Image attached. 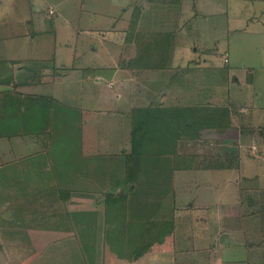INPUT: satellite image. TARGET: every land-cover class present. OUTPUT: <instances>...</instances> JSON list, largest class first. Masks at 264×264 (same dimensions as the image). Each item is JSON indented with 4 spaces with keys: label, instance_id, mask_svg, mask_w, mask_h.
Listing matches in <instances>:
<instances>
[{
    "label": "crops",
    "instance_id": "1",
    "mask_svg": "<svg viewBox=\"0 0 264 264\" xmlns=\"http://www.w3.org/2000/svg\"><path fill=\"white\" fill-rule=\"evenodd\" d=\"M135 8L139 18L135 30L131 32L134 39L127 40ZM241 12H245L243 21L246 24H264V0H0L1 118L8 116L9 119L12 103L18 101L19 106V127L14 131L10 125L0 126V167H5L7 178L15 173L18 178L31 181L32 174L40 170L41 163L36 164L29 159L42 150L48 141L47 133L50 137H56L59 131L64 130L63 134L73 136L71 129L75 128L80 130L81 143L86 149L83 153L109 154V157L118 155L126 162L125 173L110 181L109 187L103 190L113 191L115 186L124 187L119 195L123 191L130 200L141 199L147 189L152 188L151 184L163 175L174 186L180 172L192 168L193 161L199 155L186 158L191 164L185 168L176 167L172 156L164 155L167 159L150 164L151 171L145 175L138 156L131 153L132 110L136 106L200 103L190 98L192 93L189 90L195 88L193 84L197 86L211 82L210 77L205 75L210 70L207 68L213 67L210 57L216 54L223 56L224 63L233 62L235 57L233 50H219L221 39L215 41L217 33L212 34L208 29L212 28V24L224 22L228 29L238 30L239 27L232 20ZM157 39L162 45H155ZM90 45L92 47L89 49ZM82 55L88 58L79 63ZM226 57L228 61H225ZM258 58L247 52L240 60L242 68H252L250 72H253L254 67L261 65V54ZM72 79L85 84L92 81L89 94L76 105L72 103L73 97L69 96L71 91L63 86ZM103 81L110 88L115 86L114 81L121 87L126 82L130 83L134 91L130 108L118 111L111 108L112 111H107L104 106L106 96L90 93L94 88L100 90ZM119 91H114L115 97L121 100L120 87ZM211 102L222 104L219 101ZM70 113L79 117H68ZM125 118L131 123L130 135L126 139L128 145L106 150V144H103L110 138L105 136V140L101 130L118 132L124 128L120 124ZM56 120L66 126L58 129L59 125L55 129ZM219 134L218 130L208 133L211 137ZM199 161L204 162L201 157ZM95 169L99 170V178L105 176L106 162L87 161L77 167L76 170L82 171L76 172L79 181L76 184L87 185L94 181L97 178ZM54 183L68 187L72 200L89 202L88 189H77L72 181H62L61 175L55 176ZM158 199L156 203H159V208L153 215V222L156 223L150 234L151 242L149 238L145 239L148 244L141 253H138L141 247L137 239L130 237V242L124 248L106 245V262H100L94 258L92 242L81 243L85 247V260L81 264H207L205 255L198 254L199 250L205 248L209 251L214 249L219 256L215 263L208 264H238L239 261L243 264H264V248L254 243L251 247L244 245L247 255L241 259L235 257L237 254L234 253L230 256L222 253L229 245L226 242L231 232L223 234L218 246L219 242H213V239L223 233V227L219 225L214 231H209L212 236L210 241L203 228L206 225L209 228L212 216L207 217L208 212L205 214L203 205H193L191 200L187 203L188 207H180L179 203L185 201H178L176 196H160L161 203ZM92 209H84L88 213L84 219L99 220L98 212L93 213ZM80 210H71L70 219L79 238L83 239L87 230L81 229L83 219L78 220ZM75 211L77 215H74ZM209 212L216 215V212ZM218 216L219 222L222 221L221 211ZM229 216L234 218L231 213ZM53 227L39 231L50 234L63 232L56 225ZM219 250L221 252L218 254ZM206 257L209 260L210 257L214 258L210 252ZM60 264L64 263L61 261ZM66 264H73V261H66Z\"/></svg>",
    "mask_w": 264,
    "mask_h": 264
},
{
    "label": "rangeland",
    "instance_id": "2",
    "mask_svg": "<svg viewBox=\"0 0 264 264\" xmlns=\"http://www.w3.org/2000/svg\"><path fill=\"white\" fill-rule=\"evenodd\" d=\"M43 7L45 8V6ZM244 16L245 12H241L232 20L234 25L239 27L238 30L228 29V25L226 26L224 22L217 25L212 24V28L208 29L212 34L217 33L214 36L215 41L221 39L220 51L224 52L228 49L235 51L234 61L224 63L223 56L220 57L218 54L210 57V65L213 67L207 68L210 70L206 71L205 75L210 77L211 82H204L197 86L193 84L195 88L189 90L192 93L190 98L200 102L191 105L204 106L214 103L211 101H219L222 104L217 105L229 106L232 110L233 127L231 126V128L233 129L228 131V128L223 130H218L217 127L205 128L201 130L197 140L181 141L179 145V150L182 153L181 158L188 155L193 158L195 155H199V157H214L217 154L220 157L229 155L228 157H231L232 161L231 167L205 168L206 161L200 162L197 156L198 158L193 161L192 168L186 169L187 172H180L174 186L171 180L163 175L162 178L159 177L156 182L151 184L152 188L147 189L141 199H131L127 203H122V210L120 209L118 212L121 226L114 228L109 227L105 221L106 196L110 195L107 190L103 189L104 187L107 189L110 181L125 173V160L118 155L109 157L111 156L109 154L83 153V150L86 149L82 146L79 129H71L73 136H66L63 134L64 130L59 131V136L56 137H50L47 133L48 141L42 150L34 153L29 159L36 164L41 163L40 170L32 174L31 181H24L22 178H18L15 173L8 179L5 175V167H0V264H60L61 261L64 264L66 261L81 264L85 260V247L81 246V243L90 244V242L94 249V258L100 262H106V245L124 248L130 242V237L137 239L138 244L142 247L148 237L146 233L140 232L145 229V224L139 220V217L144 216L149 219V222L146 220V223L148 222L153 228V215L159 208V203H156V200L159 197L158 201L161 203L160 196H176L178 201L184 200V203L182 201L179 203L180 207H188L187 203H190L191 200L193 205H203L205 214L208 212L207 217L212 216L209 228L207 225H203L205 226L203 233L205 236H209L210 241L212 236L209 231H214L219 225H222L221 232L223 233L213 239V242H219L218 246L221 244L223 234L231 232L229 241L226 242L229 245L226 250L222 251L224 254L230 256L234 253L239 255L235 257L241 259L247 255L245 246L251 247L254 243L260 248H264V217H262L264 215V24L255 25L252 22L246 24L243 21ZM209 44L211 45L212 42ZM91 47L92 45L89 46V49ZM87 51L89 52V50ZM247 52L257 60H259V54L262 56L261 65L254 67L253 72H250L252 68H242L240 62ZM87 58L88 56L82 55L78 62L82 63ZM114 84L115 86L110 88L103 81L100 83L102 86H100V90L94 88L90 93L101 97L106 96L104 106L107 107V111H112L111 108L116 111L130 108L134 94L131 84L126 82L123 87L117 81H114ZM90 85H92V81L85 84L81 80L79 82L73 79L63 84L67 90L71 91L69 96L73 97L74 105L84 101L85 96L89 94ZM119 87L122 94L121 100L115 97L116 93H120ZM115 90L118 92L115 93ZM217 96L218 98L214 99ZM88 99L89 97H87ZM99 103L102 106V102L99 101ZM162 106L172 107L174 104ZM12 107L9 119L8 116L7 118L3 116L4 119L0 116V126L10 125L11 129L15 131L16 127H19V121H17L18 101L12 103ZM161 111L160 116L166 113V111ZM72 113L68 117L77 119L78 115ZM169 113L170 111L165 116ZM127 120L128 118L123 120L120 125H123L124 128L121 127L122 129L118 132L109 129L101 130L105 140V136L110 138L103 144H106V150L123 148L128 145L126 139L130 135L131 123L130 120ZM68 123L70 125L71 121L69 120ZM59 125L60 122L56 120L54 128L57 129ZM65 126L62 123L58 129ZM214 130H218L221 134L216 137L209 136L208 133L214 132ZM147 140L142 147L146 152L136 154L145 175L151 171L150 164L159 163L163 158L167 159L163 154L150 153L149 151L153 150V147L155 149L162 148L152 146V142ZM98 160L106 162V170L112 175H108L106 172L105 176L99 178V170L95 169L97 178L94 181L91 180L87 185H77L76 183L79 181L76 179V172L83 170H76L77 167L83 166L87 161ZM175 165L176 167H187L183 159L178 160ZM198 169L201 170L197 171ZM60 175L62 181H72L77 189H88L89 202L88 200L84 203L76 201L77 199L72 200L68 187L54 183L55 176L59 177ZM28 187L32 190L30 191ZM123 188L115 186L113 191L119 190L117 192L119 195ZM101 199L105 202H101ZM202 199L207 200L203 201ZM110 200L112 199L107 200L108 203ZM112 203L115 204V201ZM85 208H93V213L98 212L100 218L88 221L83 219L80 222L81 229L87 230L81 239L74 229L75 227H72L70 212L76 209H81L80 212H87V210L84 211ZM119 208H121L120 205ZM115 209L112 205L111 211H109L111 217L116 214ZM209 210L216 212V215L211 214ZM219 211L223 213L220 222ZM123 213L130 216V221L126 225L121 223ZM230 213L234 218H230ZM74 215H77V211L74 212ZM55 225L58 230L63 231L61 234L39 231V229H51ZM167 226L170 225L167 224ZM152 228L145 229L148 230L147 234H151ZM200 245L202 246V244ZM221 250L218 251V254ZM198 252L199 256L205 255L207 264L219 258L214 249L209 251L205 248ZM209 252L214 256V258L210 257L211 261L206 257ZM193 253L196 254L195 251ZM202 264H206V262ZM238 264L243 263L239 261Z\"/></svg>",
    "mask_w": 264,
    "mask_h": 264
},
{
    "label": "trees",
    "instance_id": "3",
    "mask_svg": "<svg viewBox=\"0 0 264 264\" xmlns=\"http://www.w3.org/2000/svg\"><path fill=\"white\" fill-rule=\"evenodd\" d=\"M139 18V12L137 9H134L132 14L129 28H128V36L127 40L134 39V33H131L135 30L137 22ZM131 35H130V34ZM130 35V37H129ZM162 42L157 39V43L155 45H162ZM174 105L172 107H165L162 105H146V106H136L132 110V130H131V143H132V154L143 153L146 152L143 149V144L145 140H150L151 145L155 147H161L162 149H155L149 151L150 153H160L163 155H171L173 157L174 165L178 160H185V165L189 166L191 164L189 158L191 156H186L181 158L182 153L179 150V145L181 141H189V140H197L200 137V133L202 129L209 127H217L218 130H223L232 126V110L229 106L226 105ZM161 110L170 113L165 116L166 113H163L160 116ZM172 116L170 117V115ZM165 116V118H164ZM164 123V124H163ZM158 129V130H156ZM167 133H164V132ZM229 155L219 156L218 154L214 157L210 156H200L201 159L205 162L208 167L213 168H229L231 167V157ZM209 157V158H208ZM180 158V159H179ZM238 158V156H237ZM234 161V160H233ZM236 161V160H235ZM237 165V164H236ZM176 166V165H175ZM181 167V166H180ZM70 192V191H69ZM67 191V195L69 194ZM71 193V192H70ZM110 196H106V208H105V221L109 227L119 228L121 226L119 222V210H122V203H127L130 199L128 196L118 195L117 191H107ZM67 197V196H63ZM108 199H112L108 203ZM115 201V204L112 203ZM114 206L115 213L113 217L109 215V211H111V206ZM119 205L121 208H119ZM85 217V212H81L78 220H82ZM144 217V216H143ZM139 220L143 221L145 224V229L151 227L148 224L149 219L139 217ZM146 220L148 221L146 223ZM83 221V220H82ZM130 221V216L126 213H123L122 216V224L126 225L127 222ZM142 222V224H143ZM156 221L153 222V227ZM147 227V228H146ZM139 228V227H138ZM143 228V229H144ZM142 229V230H143ZM141 231V233H146V230ZM118 230V229H117ZM147 237L150 240V234L146 233ZM132 238V237H131ZM145 241V244L138 248V253H141L145 248V245L148 244ZM151 242V240H150ZM149 242V244H150ZM111 247L115 248V245H111ZM136 251V250H134ZM119 253V252H118Z\"/></svg>",
    "mask_w": 264,
    "mask_h": 264
},
{
    "label": "built area",
    "instance_id": "4",
    "mask_svg": "<svg viewBox=\"0 0 264 264\" xmlns=\"http://www.w3.org/2000/svg\"><path fill=\"white\" fill-rule=\"evenodd\" d=\"M225 61H228V58L227 57L225 58Z\"/></svg>",
    "mask_w": 264,
    "mask_h": 264
}]
</instances>
